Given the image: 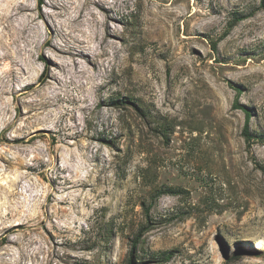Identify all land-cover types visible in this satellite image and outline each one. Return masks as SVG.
I'll return each mask as SVG.
<instances>
[{
	"label": "rangeland",
	"instance_id": "obj_1",
	"mask_svg": "<svg viewBox=\"0 0 264 264\" xmlns=\"http://www.w3.org/2000/svg\"><path fill=\"white\" fill-rule=\"evenodd\" d=\"M262 4L0 0V264H264Z\"/></svg>",
	"mask_w": 264,
	"mask_h": 264
},
{
	"label": "trees",
	"instance_id": "obj_2",
	"mask_svg": "<svg viewBox=\"0 0 264 264\" xmlns=\"http://www.w3.org/2000/svg\"><path fill=\"white\" fill-rule=\"evenodd\" d=\"M262 5L264 6V0H263V4ZM249 15H252V14H244V13L235 14V18L233 19L231 25L234 26L237 22H239L242 19L248 17ZM250 117H251V114H250L249 111H247V120H246L245 126H244V135L250 141L249 143L253 142L252 140H253V137H254V134H253V132L250 129ZM180 191L181 190L179 188L169 187V188H166L165 190L160 191L157 194V196H160V195L165 194V193H178ZM170 257H171V255H168L167 258H170Z\"/></svg>",
	"mask_w": 264,
	"mask_h": 264
}]
</instances>
